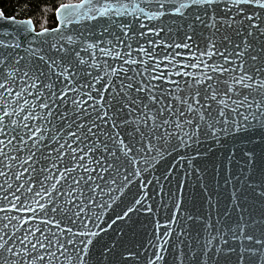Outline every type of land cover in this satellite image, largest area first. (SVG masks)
I'll list each match as a JSON object with an SVG mask.
<instances>
[{"label":"snow or ice","instance_id":"1","mask_svg":"<svg viewBox=\"0 0 264 264\" xmlns=\"http://www.w3.org/2000/svg\"><path fill=\"white\" fill-rule=\"evenodd\" d=\"M54 14L0 11V264H264V0Z\"/></svg>","mask_w":264,"mask_h":264},{"label":"trees","instance_id":"2","mask_svg":"<svg viewBox=\"0 0 264 264\" xmlns=\"http://www.w3.org/2000/svg\"><path fill=\"white\" fill-rule=\"evenodd\" d=\"M78 0H0V11L6 17L15 16L17 19L31 18L37 31L43 27L56 26L54 9L59 3H75ZM28 4L29 8L22 10L21 5ZM46 7L48 10L41 11Z\"/></svg>","mask_w":264,"mask_h":264},{"label":"water","instance_id":"3","mask_svg":"<svg viewBox=\"0 0 264 264\" xmlns=\"http://www.w3.org/2000/svg\"><path fill=\"white\" fill-rule=\"evenodd\" d=\"M76 3V2H75ZM56 18V17H55ZM18 20H20V19H18Z\"/></svg>","mask_w":264,"mask_h":264}]
</instances>
